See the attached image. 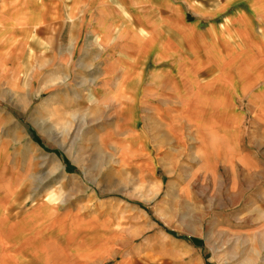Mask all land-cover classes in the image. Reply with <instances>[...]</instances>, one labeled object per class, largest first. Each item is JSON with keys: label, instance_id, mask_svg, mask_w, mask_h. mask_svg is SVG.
Returning a JSON list of instances; mask_svg holds the SVG:
<instances>
[{"label": "crops", "instance_id": "crops-1", "mask_svg": "<svg viewBox=\"0 0 264 264\" xmlns=\"http://www.w3.org/2000/svg\"><path fill=\"white\" fill-rule=\"evenodd\" d=\"M95 1L88 23L91 35L85 40L95 45L91 50L82 45L77 50L75 45L67 51L68 43H79L73 37L67 42L59 41L62 44L57 49L43 46L37 50L33 58L41 60L31 66L24 55L7 59L4 68L11 67L17 78L10 87L12 101L18 107H28L34 103L36 93L48 92L57 84L63 89L61 82L69 78L71 64L75 65L76 74H80L77 67L83 64L94 66L97 74L91 78L93 86L85 87L84 80L75 78L73 87L87 91L96 105L113 106L114 122H129L130 108H144L139 115L142 125L134 137L136 149L130 153L124 147L123 154H119L137 155L138 170L157 163L156 158L144 157L145 149L169 144L173 155L180 154L185 147L200 150L202 155L194 163L202 170L211 168L205 165L210 161L223 165L222 169L228 171V183L233 180V186L238 187L239 178H256L262 170L258 147L264 145V40L252 30L249 18L264 28V0H223L217 11L222 19L202 27L196 18L183 21L171 16L169 22L167 18L155 17L153 2L146 0ZM156 3L160 6L161 1ZM162 4L201 19L213 13L209 7L198 6L196 0H163ZM71 9L77 7L71 5ZM34 11L40 12L42 18L35 19ZM56 12L58 20L67 16V0H26L20 6L0 0V37L9 35L13 44L18 43L17 48L18 41L29 42L36 32L42 35L44 45L49 44V24ZM129 12L136 14L135 19L148 34L131 28ZM166 31L173 33L169 45L161 38L169 36ZM259 46L263 49L260 61ZM147 59L152 65L147 75L141 77ZM167 59L173 60V66H169ZM165 62L170 80L163 87L160 67ZM1 63L0 73L4 70ZM186 67L184 78L179 73ZM202 71L206 72L205 78L199 76ZM22 72L28 76L19 81L18 74ZM44 105L60 111L67 104L61 98H49ZM13 119L25 131L20 118ZM3 123L0 110V132ZM163 124L173 125L168 131ZM27 135L30 143L37 144L36 133L33 137ZM7 179L11 192L2 194V183ZM18 181L17 169L0 163V264H137L129 249L121 244L114 247L112 242L100 245L92 232L70 231L71 239H67V216L71 214L52 211L47 202L26 205L27 196L17 194ZM156 182L155 179L153 185L149 184L154 192Z\"/></svg>", "mask_w": 264, "mask_h": 264}, {"label": "rangeland", "instance_id": "rangeland-1", "mask_svg": "<svg viewBox=\"0 0 264 264\" xmlns=\"http://www.w3.org/2000/svg\"><path fill=\"white\" fill-rule=\"evenodd\" d=\"M22 1L26 0H3L15 6H20ZM146 1L153 2L155 17L167 18L169 22L171 16L173 20L183 21L196 18L202 27L222 19L217 11L223 0H196L198 6L209 7L213 12L202 19L178 7V10L167 7L162 4L163 0L160 6L157 0ZM95 3V0H67V16L58 20L56 12L49 24V44L44 45L42 35L36 32L29 42L18 41L17 48L18 43L13 44L9 35L1 36L2 67H6L5 62L12 55H24L31 66L41 60L33 58L37 50H42L43 46L57 49L62 44L59 41L67 42L73 37L79 43H68L67 51L75 45L77 50L81 45L91 50L95 45L85 40L91 35L88 23ZM71 5L77 9L72 10ZM130 10L135 13L133 8ZM34 12L35 19L42 18L40 12ZM134 13L129 12L131 28L144 32ZM249 25L264 40V28L250 18ZM171 35L173 33L162 35V41L169 45ZM261 50L259 46V61L263 57ZM167 60L169 66H173V60ZM168 63L160 67L163 87L170 80ZM151 65L147 59L141 77L147 75ZM82 66L77 67L80 74H76L75 65L71 64L69 78L61 82L63 89L57 84L55 89L36 93L34 103L28 107H18L12 101L10 87L17 78L11 73V67L0 73V110L4 122L0 132V163L17 169V194L27 196L26 205L47 202L52 211L68 212L71 217L67 216V239H71L70 231L92 232L100 245L112 242L114 247L121 244L129 249L130 257L136 259L137 264H264V145L258 147L262 170L256 178H239L238 187L233 186V180L228 183V171L222 169L223 165L210 161L205 165L211 168H198L199 164L194 161L202 153L192 147H185L175 155L169 144L157 149L147 148L144 157L156 158L157 163L143 165L147 168L138 170L137 155L119 154H123L125 148L130 153L136 149L134 137L142 125L139 115L144 108H130L129 122H114L113 106L96 105L87 91L73 87L75 78L84 80L85 87L94 84L91 78L96 77L97 69L87 64ZM187 69L182 68L179 75L186 78ZM23 72L18 74L19 81L28 76ZM199 76L207 75L202 71ZM194 84H197L196 79ZM65 85L67 90H64ZM49 98L56 101L61 98L67 105L60 111L44 105ZM13 117L20 118L25 131ZM163 125L170 131L173 124ZM35 133L37 144L30 143L27 135L33 137ZM215 157L213 155V160L217 161ZM155 179L156 192L149 185H153ZM9 182L8 179L3 181L2 194L11 192ZM176 234L181 236L176 237ZM190 237L196 242L191 243Z\"/></svg>", "mask_w": 264, "mask_h": 264}, {"label": "trees", "instance_id": "trees-1", "mask_svg": "<svg viewBox=\"0 0 264 264\" xmlns=\"http://www.w3.org/2000/svg\"><path fill=\"white\" fill-rule=\"evenodd\" d=\"M179 236H181V235L176 234V237H179ZM188 239H189V241H190L191 243H195V242H196V239H195L194 237H190V238H188Z\"/></svg>", "mask_w": 264, "mask_h": 264}]
</instances>
